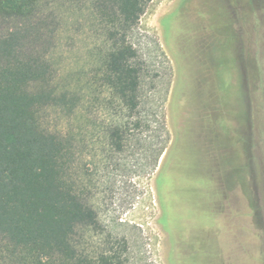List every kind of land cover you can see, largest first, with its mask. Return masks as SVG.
<instances>
[{"label": "rangeland", "instance_id": "1", "mask_svg": "<svg viewBox=\"0 0 264 264\" xmlns=\"http://www.w3.org/2000/svg\"><path fill=\"white\" fill-rule=\"evenodd\" d=\"M62 40L57 85L82 99L74 114L49 108L41 121L76 138L75 175L102 225L85 233L89 250L124 240L125 264H264V0L148 4L128 38L145 123L123 153L103 135L128 121L103 80V43L82 25ZM177 144L207 189L195 197L204 225L181 238L163 224L157 188Z\"/></svg>", "mask_w": 264, "mask_h": 264}, {"label": "trees", "instance_id": "2", "mask_svg": "<svg viewBox=\"0 0 264 264\" xmlns=\"http://www.w3.org/2000/svg\"><path fill=\"white\" fill-rule=\"evenodd\" d=\"M151 1L0 0V264L128 261L124 240L118 248L101 241L97 252L87 247L85 233L102 225L75 175L76 138L69 128L44 127L41 118L49 108L74 114L80 106L77 92L57 85L61 70L56 54L63 34L82 25L86 35L103 43L104 83L127 112V122L105 127L106 144L111 153L125 151L129 133L145 123L140 72L128 38ZM178 144L172 169L161 171L157 188L163 224L181 238L198 229V223L204 225V209L197 208L195 197L204 200L207 189L182 164Z\"/></svg>", "mask_w": 264, "mask_h": 264}]
</instances>
